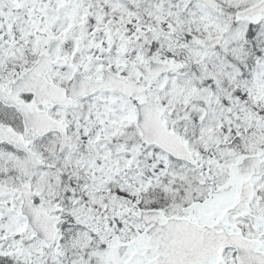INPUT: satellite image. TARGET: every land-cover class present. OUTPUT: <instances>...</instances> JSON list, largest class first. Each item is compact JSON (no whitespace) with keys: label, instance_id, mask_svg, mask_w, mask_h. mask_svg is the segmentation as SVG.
Returning a JSON list of instances; mask_svg holds the SVG:
<instances>
[{"label":"snow or ice","instance_id":"snow-or-ice-1","mask_svg":"<svg viewBox=\"0 0 264 264\" xmlns=\"http://www.w3.org/2000/svg\"><path fill=\"white\" fill-rule=\"evenodd\" d=\"M0 264H264V0H0Z\"/></svg>","mask_w":264,"mask_h":264}]
</instances>
